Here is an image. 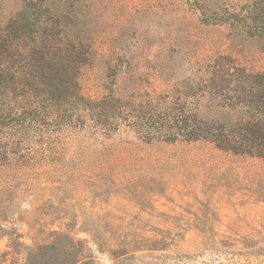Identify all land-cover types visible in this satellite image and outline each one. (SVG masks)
Instances as JSON below:
<instances>
[{"label":"rangeland","instance_id":"374dc122","mask_svg":"<svg viewBox=\"0 0 264 264\" xmlns=\"http://www.w3.org/2000/svg\"><path fill=\"white\" fill-rule=\"evenodd\" d=\"M250 4L0 0V264H264Z\"/></svg>","mask_w":264,"mask_h":264},{"label":"trees","instance_id":"16d2710c","mask_svg":"<svg viewBox=\"0 0 264 264\" xmlns=\"http://www.w3.org/2000/svg\"><path fill=\"white\" fill-rule=\"evenodd\" d=\"M250 5H251V7L249 8V12H248V14H249V16H248V21H249L248 27L250 30L253 31L254 35L259 36V37L263 38V40H264V0H251ZM14 24H15V21L12 20L8 24L9 28L7 30H1L0 29V54H2L4 52V47H6L7 52L13 51V52H17V54L19 56L20 55L24 56L26 53V52L24 53V49H26V47L24 48L22 45V38L20 36H15V37L12 36V38H11V33L14 32V30H13ZM37 24L41 25L40 22H38ZM8 32H11V33H8ZM4 62L5 61L2 60L1 56H0V78H1L2 73L4 72V70H3V66L5 64ZM27 62H28L29 69H30V67H33L29 61H27ZM22 69L23 68H21L19 70V72L17 73L18 78L22 79V80H26V81H27L28 77H29V79L34 78V83H30L32 85V87L30 89L34 90V87H36V86L45 87V88H41L39 95L40 96H46L47 92L44 91V89L48 90V87L50 86V84H47L46 80H45L47 78V73H45V71H43V69H40L39 74L37 76H33V73H28ZM50 74H48V75H50ZM49 78L51 79V75ZM21 83H24V81H22ZM8 87L9 86L6 84H0V89H1L0 93L3 92L5 94L6 88H8ZM252 121L255 122L256 121L255 118L251 119V122H250L251 126L252 125H259V124H253ZM261 123L264 126V119L261 120ZM263 139H264V137H263ZM224 147H227V146H224ZM234 151H237V149H235Z\"/></svg>","mask_w":264,"mask_h":264}]
</instances>
